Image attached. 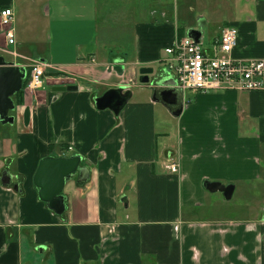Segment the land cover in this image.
I'll use <instances>...</instances> for the list:
<instances>
[{
    "label": "crops",
    "instance_id": "1",
    "mask_svg": "<svg viewBox=\"0 0 264 264\" xmlns=\"http://www.w3.org/2000/svg\"><path fill=\"white\" fill-rule=\"evenodd\" d=\"M5 8L15 42L0 30V57L25 80L49 68L43 88L28 82L22 103L13 97L14 123L0 122V264H264V214L223 217L225 195L207 188L233 186V197L264 187V90L182 91L165 53L193 34L212 55L233 27V58L264 60V0H0ZM196 10L216 23L201 11L192 28ZM122 85L120 112L100 109ZM171 90L176 105L162 101ZM73 156L90 176L66 182L57 215L34 177L42 159Z\"/></svg>",
    "mask_w": 264,
    "mask_h": 264
},
{
    "label": "built area",
    "instance_id": "2",
    "mask_svg": "<svg viewBox=\"0 0 264 264\" xmlns=\"http://www.w3.org/2000/svg\"><path fill=\"white\" fill-rule=\"evenodd\" d=\"M14 13L12 9L0 10V30L4 32L8 44L13 45ZM238 44V30L225 28L216 43L212 55L204 51L201 43L186 37L175 40L165 49L172 61L177 76L178 88L182 91L194 90L203 93L221 90L260 91L264 90V60H240L233 58ZM49 66L38 64L31 68L28 87L32 90L43 88ZM166 169L176 174L178 166L170 164Z\"/></svg>",
    "mask_w": 264,
    "mask_h": 264
},
{
    "label": "water",
    "instance_id": "3",
    "mask_svg": "<svg viewBox=\"0 0 264 264\" xmlns=\"http://www.w3.org/2000/svg\"><path fill=\"white\" fill-rule=\"evenodd\" d=\"M190 37L198 42L200 35L190 34ZM26 76V69L7 63L4 58L0 57V122L3 125L14 123V118L10 116L16 107L13 97L22 90ZM149 81L147 76L141 79L143 83H149ZM123 86L99 98L97 104L100 109L111 108L118 114L130 98V94L124 92ZM162 96L165 104H177L176 90L166 91ZM81 162L80 156H73L70 158L48 157L39 163L34 177L35 186L39 190V198L47 204L50 211L57 215H62L66 211L65 198L62 195L66 182L77 173L80 174L79 182L81 183L87 181L90 176V170L82 167ZM207 188L210 192L223 193L227 200L232 198L234 192L233 186L226 187L220 184H210Z\"/></svg>",
    "mask_w": 264,
    "mask_h": 264
},
{
    "label": "rangeland",
    "instance_id": "4",
    "mask_svg": "<svg viewBox=\"0 0 264 264\" xmlns=\"http://www.w3.org/2000/svg\"><path fill=\"white\" fill-rule=\"evenodd\" d=\"M197 16H195V25L192 28H195L198 26V21H196V18L200 15L199 12L203 11V15H207V19L211 21L212 23H216V19H214V15L212 14L210 10H196ZM139 12V11H138ZM102 23V21L100 20ZM125 23L123 22V26ZM210 25V26H211ZM130 27V26H129ZM212 27V26H211ZM211 30V29H210ZM114 31L109 30V28H106L105 31H102V38L105 40L114 38ZM28 49V47H27ZM6 59L12 58L10 55L5 56ZM13 59V58H12ZM11 116L15 115L13 112L10 113ZM170 122H172V119H167ZM171 125V124H170ZM8 126V125H6ZM9 127V126H8ZM162 139H159V142L161 143ZM257 194V197H256ZM223 198V197H222ZM223 207L221 214L223 217L228 218H234V219H243L246 217H256L257 214L263 215L264 214V187L261 186L257 188L254 192V194L251 193L250 195H240L239 193L235 194L230 200H227L225 197L222 199ZM260 208L261 211H258ZM260 212V213H259ZM212 214V212H211ZM249 214V215H248ZM213 215V214H212ZM248 215V216H247Z\"/></svg>",
    "mask_w": 264,
    "mask_h": 264
},
{
    "label": "trees",
    "instance_id": "5",
    "mask_svg": "<svg viewBox=\"0 0 264 264\" xmlns=\"http://www.w3.org/2000/svg\"><path fill=\"white\" fill-rule=\"evenodd\" d=\"M31 72V70H30ZM29 80H25L23 83V90H21L17 95H15L14 97V101L16 102V104H21L22 103V98H23V91L24 89L27 87Z\"/></svg>",
    "mask_w": 264,
    "mask_h": 264
}]
</instances>
